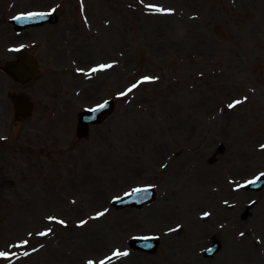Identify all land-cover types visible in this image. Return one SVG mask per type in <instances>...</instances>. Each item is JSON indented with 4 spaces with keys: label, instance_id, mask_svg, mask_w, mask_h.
<instances>
[{
    "label": "rangeland",
    "instance_id": "obj_1",
    "mask_svg": "<svg viewBox=\"0 0 264 264\" xmlns=\"http://www.w3.org/2000/svg\"><path fill=\"white\" fill-rule=\"evenodd\" d=\"M53 8V24L10 21ZM20 47L41 74L0 69V264H101L112 249L128 255L109 264H264V189L232 190L264 170V0H0V63ZM22 90L35 111L16 121ZM115 95L78 138V112ZM145 184L155 202L112 207ZM231 198L257 203L223 215ZM222 220L246 255H203ZM145 234L161 236L156 253L129 247Z\"/></svg>",
    "mask_w": 264,
    "mask_h": 264
},
{
    "label": "snow or ice",
    "instance_id": "obj_2",
    "mask_svg": "<svg viewBox=\"0 0 264 264\" xmlns=\"http://www.w3.org/2000/svg\"><path fill=\"white\" fill-rule=\"evenodd\" d=\"M158 11H163L162 9H157ZM36 15H43V14H38V13H32V14H29V17H31V16H36ZM22 17H16L15 19H21ZM112 65H101L100 66V69H92V71L93 72H95V71H99V70H101V69H103V68H109V67H111ZM145 79L147 80V79H151V78H149V77H145ZM135 87V86H134ZM132 89H129L128 91H131ZM126 94V93H125ZM236 104H239V103H241V101H236L235 102ZM234 105H229V107H233ZM99 108H103L104 107V105H99L98 106ZM98 109H92L91 111H93V112H95V111H97ZM261 175H264V174H261ZM259 178L260 177H257L256 178V180H259ZM256 180H253V181H249V183H256ZM142 191H145V190H143V189H135L134 191H133V193L132 194H137V193H140V192H142ZM98 215H103V213H100V214H98ZM208 215V213H205V216H207ZM60 223H63V221H61ZM40 235H45V233H40ZM243 235V234H242ZM25 243H27V241H25ZM7 254L6 253H0V256H6ZM128 255V252H126V251H124V252H121V251H115L114 253H113V256H115V257H121V256H127ZM112 257H109V259H111ZM89 264H92V262L90 261L89 262ZM101 264H104V262H101Z\"/></svg>",
    "mask_w": 264,
    "mask_h": 264
},
{
    "label": "bare ground",
    "instance_id": "obj_3",
    "mask_svg": "<svg viewBox=\"0 0 264 264\" xmlns=\"http://www.w3.org/2000/svg\"><path fill=\"white\" fill-rule=\"evenodd\" d=\"M236 253L243 255L244 254V249L242 247H237L236 248Z\"/></svg>",
    "mask_w": 264,
    "mask_h": 264
},
{
    "label": "water",
    "instance_id": "obj_4",
    "mask_svg": "<svg viewBox=\"0 0 264 264\" xmlns=\"http://www.w3.org/2000/svg\"><path fill=\"white\" fill-rule=\"evenodd\" d=\"M22 79H24V78H22ZM21 95H23V94H21ZM22 96H18V98L20 99Z\"/></svg>",
    "mask_w": 264,
    "mask_h": 264
}]
</instances>
